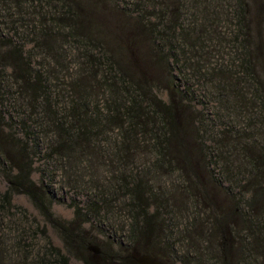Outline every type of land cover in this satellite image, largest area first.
<instances>
[{
    "label": "trees",
    "instance_id": "trees-1",
    "mask_svg": "<svg viewBox=\"0 0 264 264\" xmlns=\"http://www.w3.org/2000/svg\"><path fill=\"white\" fill-rule=\"evenodd\" d=\"M148 1L0 0V164L5 168L12 164L11 171L19 172L12 176L5 170L10 191L0 192V211L9 213L13 190L21 184L61 235L64 250L50 254L58 259L56 264H69L70 257L83 264H138L141 250L167 264L155 243L145 245L158 239L160 231H167L161 242L172 240L173 252L167 257L175 254L178 263L183 258L182 251H176L180 240L175 236L196 248L195 258L187 255L184 264H210L202 259L207 256L215 264H264V148L247 143L240 131L247 126L264 137V0H252L249 16L243 6L248 1L236 0L240 8L236 37L243 35L236 48L239 57L232 59L235 49L229 64L219 66L210 61L215 49L201 45L198 31L189 28L195 23L188 21L178 31L187 10L178 23L166 15L173 7L182 10L188 0H163V15L146 16ZM194 1H202L194 7L206 5ZM193 13L199 21L198 13ZM29 40L32 50H27ZM181 49L194 55L184 65L185 55L178 58ZM36 51L42 58L38 64ZM45 56L53 66L51 73L43 67ZM176 70L192 72L213 103L223 105L218 108L224 121L220 127L212 113L201 110L181 82L172 79ZM163 86L169 92L167 101L157 93ZM20 102L25 106L17 112L21 124H14L12 111ZM223 112L227 116L222 118ZM239 118L246 119L241 126L227 121ZM7 127L22 133L9 134L14 131ZM45 141L69 177L81 173L87 160L88 170H94L95 156H110L96 159L113 171L104 184H94V191L105 206L109 197L113 204H125L119 217H124L121 228L131 241V250L123 251L128 256L104 250L96 255L89 250L95 242L74 220L54 217V201L32 182L31 161L23 159L28 143L41 153ZM139 160L147 165L143 174L134 172ZM176 176L183 178L184 187H178L177 195L166 196L162 179ZM73 207L75 219L86 212L77 204ZM175 212L194 218L193 233L173 224ZM2 224L0 220V230ZM7 237L0 235V264H26L25 259L47 264L40 253L32 255L33 246H26L27 255L21 242L16 248L25 259L16 263Z\"/></svg>",
    "mask_w": 264,
    "mask_h": 264
},
{
    "label": "rangeland",
    "instance_id": "rangeland-1",
    "mask_svg": "<svg viewBox=\"0 0 264 264\" xmlns=\"http://www.w3.org/2000/svg\"><path fill=\"white\" fill-rule=\"evenodd\" d=\"M162 1L163 0H149L148 2H145L146 11L144 14L146 16H148L150 13L162 14ZM203 1H206V5L194 7L195 4H198L202 1L188 0L186 2V7H183L182 10L173 7L166 15H168V17L172 21L178 23L180 14L181 16L186 15L184 14V9L187 10V18H181L180 22L182 23V27H180L178 31L181 28L185 27V24L188 21L191 24L195 23L196 25H191L189 28L198 31L199 36H201L202 39L199 41V43L201 45H204L206 48L215 49L211 51V53L213 54L210 60L211 63L218 66L228 65L233 54V50H235L239 46V42H241V38H243V35H241L240 38L236 37L238 36L240 31V24L238 22V12L240 11V8L238 7V3L236 0ZM247 1L249 4H244L243 6L244 10H246V16H249L253 9V6L252 0ZM168 2H170V0ZM155 4L159 5L157 6ZM193 12L198 13L199 21L192 16V14H194ZM214 14L217 17L214 18ZM150 21L156 22L155 18H152ZM222 40H224L223 46H221ZM33 46L34 44L30 41L29 44L27 43V50H32ZM180 51L181 52L178 54L179 59H181V53L185 55L184 58L181 59L183 60L181 62L182 65L185 64L184 60H187V57L194 56L192 52L186 53V51L184 50L185 52H183L182 49ZM195 51L196 48L194 49V52ZM238 57L239 50L236 49L232 59L238 60ZM35 58L37 64L41 62V53L36 51ZM43 67L48 69L49 73L53 72V66L48 65L46 56L44 58ZM171 76L174 81L181 82V87L184 86V89H186L188 95L191 98L196 99L195 104H197L201 110L205 111L208 114L212 113L213 120H215V122L218 123L217 125L220 127V123L224 121L223 119H219L218 117L219 113H221V110H219L218 108L223 105H217V103H213V101L211 100L212 97L210 95L207 96L206 94L204 84L200 80H198V78L195 77L194 74L190 71H188V73L184 75L183 73H179L178 70H176V72L172 73ZM157 93L164 101H167L169 99V92L165 90L164 86L161 90H158ZM65 95H67V93ZM24 109L25 106L23 105V102H20L19 107L16 110L12 111L16 112L13 120L14 124H21L22 116H19L17 112ZM223 114L224 115H221L222 118L224 116H227L224 112ZM233 119H227V121L238 123L240 126L244 122H246V119L242 120L241 118H239L237 119V121ZM8 129H12L14 131L12 133H9L12 135L16 133H22L20 129ZM240 131H243V133H245L247 143H256L264 148V137H258V133L260 131L249 130L247 129V126H241ZM209 142L210 141L206 142L205 148L207 149L210 148L211 145ZM33 144L34 143L31 142L28 143V150H26V156L23 157V159H25L27 163L31 161L29 167L31 165V170H34L31 178L32 182L39 189H43L46 193H48L47 197L49 200L52 199L51 201H54L51 207V212L53 213L54 217L65 222H73L74 220L77 227L80 226L81 231L86 232L88 237L95 242L93 246L100 248L101 251L104 250L109 254L118 255L121 257L128 256V253L123 251L131 250V241L129 240L128 233L122 231L121 228L122 225L125 224L123 222L124 217H119V212L125 211L123 208L125 204H113L112 202L114 201V198L109 197L105 198L107 202L105 206L103 205V202L100 201V193L94 191V184L99 182L104 184L106 180L111 177L110 173L111 171H113L106 165V167L100 165V163H98L96 159H100L102 157V159L104 160H110V156L106 155L107 153L102 156V154L100 153L101 156L97 155L94 157V170H88V166H91V160H87L88 165H85V168L83 171H81V173L75 174L74 177L71 175L69 177L65 175V171L61 168V164L53 159L52 153L50 152L46 141L41 144L43 146V150L41 153L34 148ZM153 160L154 157L152 158V162ZM144 163V160H139V162H137V164L135 165L136 169H134V172L143 174V172H145L144 168L145 166H147L144 165ZM212 168L213 167H210V169ZM5 170L12 176H19V172L11 171L12 164H7L6 168L0 164V192L4 194L10 191V183L5 175ZM215 170L218 172L217 168ZM85 174L87 175V177H85ZM72 179L75 180L73 181ZM162 181L165 186L164 188L167 190L166 196L169 194L173 196L177 195L178 187H184L183 178L181 176H176L173 179H171L170 177H163ZM224 187L229 188V184L224 183ZM23 190L24 188L21 184L16 186V189L13 190V207L10 209L9 213L4 212V214L2 211H0L3 214H0V220L3 221L0 235L4 237H7L8 235L7 238L11 240L7 244V249L13 255L12 259H14L16 263H22L25 259V253L17 250L16 248L18 243L21 242L22 246L24 245L25 247V252L27 255L29 254L27 252L26 246H33L34 253L32 255L40 253L39 257L44 261H47V264H56L58 259L56 261V259L50 257V254L53 253L54 249L64 250L61 235L56 230L55 226H52L46 221V218L40 211L36 209L31 199L25 194V192H23ZM73 204H77L80 208L86 209V212L84 211L85 214H83V216H81L79 219H75L76 214ZM175 213L176 218L173 219V224L180 229L184 226H187L193 233L194 218L192 216H189L187 212ZM13 214H15V216H11ZM6 226L9 227L8 234L6 232ZM42 231L46 232V238L43 235ZM166 234L167 231H160L158 239L155 238L153 240H147L145 241V245L148 246V244L155 243V247L160 248L163 251L162 254L159 252L157 253L167 262V264H184V258L187 261V255H189L190 258H195L196 248H193L191 246L190 241H183V237L177 236H175V239L180 240V243L176 246V251L178 253L182 251L181 253H179V256H182L183 261L181 263H178L176 258H173V256L175 257V254H171V259L168 258L167 255L170 254V252H173L170 248L172 240H166L165 242L160 241ZM202 245L206 250L207 244L202 243ZM218 248H220V244ZM142 252L143 250H141V253H138L139 256L144 255ZM210 253L211 256L214 257L212 249H210ZM202 259L208 261L210 264H215L216 261H213L208 256ZM25 261L26 264H33L32 259H25ZM8 264L13 263L9 262ZM69 264L83 263L73 257H70Z\"/></svg>",
    "mask_w": 264,
    "mask_h": 264
},
{
    "label": "water",
    "instance_id": "water-1",
    "mask_svg": "<svg viewBox=\"0 0 264 264\" xmlns=\"http://www.w3.org/2000/svg\"><path fill=\"white\" fill-rule=\"evenodd\" d=\"M89 250L92 251L93 253H95L96 255H99L101 253L100 248L93 246V245H91L89 247ZM137 263L138 264H163L159 261L153 260L149 255H142V256L138 257Z\"/></svg>",
    "mask_w": 264,
    "mask_h": 264
}]
</instances>
